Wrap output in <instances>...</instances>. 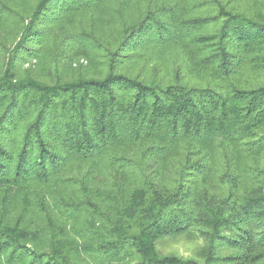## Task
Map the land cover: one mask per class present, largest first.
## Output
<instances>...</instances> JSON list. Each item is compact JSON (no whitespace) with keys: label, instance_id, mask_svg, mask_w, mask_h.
<instances>
[{"label":"trees","instance_id":"16d2710c","mask_svg":"<svg viewBox=\"0 0 264 264\" xmlns=\"http://www.w3.org/2000/svg\"><path fill=\"white\" fill-rule=\"evenodd\" d=\"M0 264H264V0H0Z\"/></svg>","mask_w":264,"mask_h":264},{"label":"rangeland","instance_id":"374dc122","mask_svg":"<svg viewBox=\"0 0 264 264\" xmlns=\"http://www.w3.org/2000/svg\"><path fill=\"white\" fill-rule=\"evenodd\" d=\"M80 62L86 63L84 59H81ZM201 245L199 239L181 237L173 241H166L160 246V250L165 254H176L183 258H195Z\"/></svg>","mask_w":264,"mask_h":264}]
</instances>
